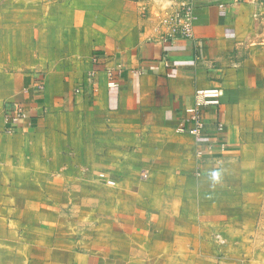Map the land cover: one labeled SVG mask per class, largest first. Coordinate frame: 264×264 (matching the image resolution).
<instances>
[{
  "label": "crops",
  "instance_id": "crops-1",
  "mask_svg": "<svg viewBox=\"0 0 264 264\" xmlns=\"http://www.w3.org/2000/svg\"><path fill=\"white\" fill-rule=\"evenodd\" d=\"M179 1L0 0V264H264V166L248 162L264 143L246 130L264 8L192 0V38L163 43ZM212 87L208 132L179 133ZM18 106L29 118L8 122ZM227 168L237 208L216 249Z\"/></svg>",
  "mask_w": 264,
  "mask_h": 264
},
{
  "label": "built area",
  "instance_id": "built-area-1",
  "mask_svg": "<svg viewBox=\"0 0 264 264\" xmlns=\"http://www.w3.org/2000/svg\"><path fill=\"white\" fill-rule=\"evenodd\" d=\"M253 4L264 8V0H251ZM168 27V33L163 37V43L173 42L180 39H191L193 36L194 14L192 0H180L173 16L164 21ZM116 74L113 71L108 73V87L116 88ZM223 91L220 87H212L207 89H198L194 95V104L187 109L188 115L186 125L178 129L179 133L190 134L195 137H202L208 131V112L212 109L217 110L222 102ZM28 111L24 106H18L12 116H7L8 122L17 124L20 121L27 120ZM190 125V126H187ZM12 130H14L12 128ZM10 130V131H12ZM224 131V125L221 123L215 124V132L217 134ZM104 174L100 178L106 179ZM109 185H114L113 181L106 180Z\"/></svg>",
  "mask_w": 264,
  "mask_h": 264
},
{
  "label": "rangeland",
  "instance_id": "rangeland-1",
  "mask_svg": "<svg viewBox=\"0 0 264 264\" xmlns=\"http://www.w3.org/2000/svg\"><path fill=\"white\" fill-rule=\"evenodd\" d=\"M262 101V105L260 107L254 108L252 109V114L250 115V122L247 124L246 126V130L251 133L252 135H257V142H261L264 143V92H263V98L261 99ZM258 153H260L261 156H259V158H248V162L251 164H255V165H259L260 166H264V151L262 149H258ZM233 162L236 160L235 158H233ZM236 162V161H235ZM247 164V161H246ZM223 175L225 176L224 179H226L230 185L233 186V189H221L219 187H217L216 184H212L213 187V196L214 198H216L217 200L214 201V205L212 208V215L214 217V224H216V226H214V236H213V241H214V246L216 249L218 245L220 246H224L226 245V242L223 238V240L221 239L220 234V230L221 226L218 225L219 223H223L220 222V218L222 216L227 215L230 212V216H232L233 214L231 213H236V208L237 207H227L226 202L230 201V199L234 196H236V184H237V178L236 176L238 175V173H236L235 169H230L227 168L225 170V172L223 173ZM247 175V174H246ZM99 179H101L99 177ZM109 185V184H108ZM113 186V185H111ZM232 190V191H230ZM229 191V192H228ZM228 192V194H227ZM222 202V203H221ZM261 207H262V221H260V224L258 223V227L260 228V230L263 232H259L258 233V239L261 240L262 243H264V194H263V198H262V203H261ZM229 228V226H227L226 224H223V229ZM262 234V235H260ZM229 241L235 238H227ZM223 241V242H222Z\"/></svg>",
  "mask_w": 264,
  "mask_h": 264
}]
</instances>
